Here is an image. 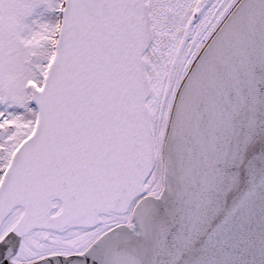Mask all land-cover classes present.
<instances>
[{
    "label": "snow or ice",
    "instance_id": "obj_1",
    "mask_svg": "<svg viewBox=\"0 0 264 264\" xmlns=\"http://www.w3.org/2000/svg\"><path fill=\"white\" fill-rule=\"evenodd\" d=\"M0 264H264V0H0Z\"/></svg>",
    "mask_w": 264,
    "mask_h": 264
}]
</instances>
